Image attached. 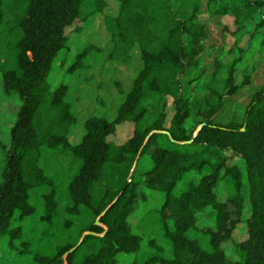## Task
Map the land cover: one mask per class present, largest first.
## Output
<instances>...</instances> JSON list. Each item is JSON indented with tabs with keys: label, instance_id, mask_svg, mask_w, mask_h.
I'll list each match as a JSON object with an SVG mask.
<instances>
[{
	"label": "trees",
	"instance_id": "obj_1",
	"mask_svg": "<svg viewBox=\"0 0 264 264\" xmlns=\"http://www.w3.org/2000/svg\"><path fill=\"white\" fill-rule=\"evenodd\" d=\"M203 1L209 16L233 17L234 45L215 60L206 93L193 98L207 38ZM116 2V15H104L107 58L127 64L135 50L139 68L114 119L89 118L72 145L76 118L67 87L51 89L47 78L69 42L65 30L102 14L106 1L0 0L2 87L22 102L0 173V264H119V255L130 254L137 256L131 264H264V85L240 122L214 121L264 56V0ZM93 50L76 54L73 69ZM168 99L174 112L167 124ZM125 123L132 135L120 145L108 140ZM143 155L145 171L138 169ZM235 156L241 167L229 162ZM221 180L233 190L223 200L216 193ZM142 187L164 196L140 219L150 227L152 254L141 253L143 237L128 222ZM208 207L213 224L201 228L197 214ZM242 223L246 236L234 241L231 259L221 245Z\"/></svg>",
	"mask_w": 264,
	"mask_h": 264
},
{
	"label": "rangeland",
	"instance_id": "obj_2",
	"mask_svg": "<svg viewBox=\"0 0 264 264\" xmlns=\"http://www.w3.org/2000/svg\"><path fill=\"white\" fill-rule=\"evenodd\" d=\"M106 7L102 14L93 19L80 23L65 30L69 37V42L58 54L54 62L53 70L49 74L47 81L51 89L57 85L63 84L67 87L65 101L70 104L71 112L76 118L69 136L70 144H77L85 133L84 123L91 117H103L109 120L114 119L117 108L121 103L123 96L128 92L130 83L139 68L138 54L135 50L131 53V62L124 64L115 60L108 59L110 52V37L105 29L104 15L114 16L117 13L116 0H105ZM200 22L207 32V38L204 42V50L199 56V70L203 72L202 77L193 84L192 97L199 98L206 93L205 86L210 80L214 71V62L221 55H225L234 45L232 33L235 31L232 16H209L205 12V1L202 2V8L199 15ZM77 29H81L76 32ZM244 43H241L242 46ZM85 46H92L99 51L90 52L83 60V66L73 69L75 55ZM264 85V56L257 60L250 83L240 89L235 95L225 97L221 110L215 115L214 121L219 124H226L230 121L240 122L244 111L250 102L253 94ZM22 102L15 93H5L2 87L0 73V173L4 166V152L11 145V128L16 120L18 110ZM174 110L171 100L168 99L166 108L167 124ZM133 131L132 123H125L118 127L116 133L108 140L120 145L123 144ZM64 167L69 166V160L61 158ZM231 164L243 165L242 159L235 156L229 161ZM150 167L149 156L143 155L139 161L138 169L145 171ZM76 172L72 168L70 173ZM192 172H187L185 177L191 176ZM141 196L134 206L128 222L133 232L143 237L141 253L152 254L155 249L147 247L150 227H144L145 221L140 219L146 213H152L158 210L163 202V193L142 187ZM217 197L220 200L233 194L231 187L221 180L216 187ZM249 211L248 202L244 203L243 218L247 217ZM210 207L197 214V224L199 227H210L213 224ZM200 236V235H199ZM198 236V237H199ZM246 236L244 223L235 230L233 237L221 247L225 250L227 257L235 259L233 252L234 241H240ZM166 251L167 247L159 243ZM165 255V254H164ZM137 256L119 255V264H131ZM143 259H139L142 262Z\"/></svg>",
	"mask_w": 264,
	"mask_h": 264
},
{
	"label": "water",
	"instance_id": "obj_3",
	"mask_svg": "<svg viewBox=\"0 0 264 264\" xmlns=\"http://www.w3.org/2000/svg\"><path fill=\"white\" fill-rule=\"evenodd\" d=\"M154 133H159L158 131H152L151 133H150V135L151 134H154ZM161 133H164V134H166L168 137H169V139L173 142V139L170 137V135H169V133L168 132H166V131H164V132H161ZM191 141H186V142H177L178 144H180V145H183V144H189ZM116 200H117V198L107 207V209L108 208H110L111 207V205L112 204H114L115 202H116ZM106 209V210H107ZM104 213V212H103ZM95 224L96 225H98L99 223H98V221L96 220L95 221ZM88 234H90V235H92V233H88ZM82 239H83V237H81V239L79 240V242L77 243V245L74 247V248H72V249H70L68 252H72L79 244H80V242L82 241ZM66 254L67 253H65L64 255H63V257H65L66 256Z\"/></svg>",
	"mask_w": 264,
	"mask_h": 264
},
{
	"label": "crops",
	"instance_id": "obj_4",
	"mask_svg": "<svg viewBox=\"0 0 264 264\" xmlns=\"http://www.w3.org/2000/svg\"><path fill=\"white\" fill-rule=\"evenodd\" d=\"M133 79V78H132ZM132 81V80H131Z\"/></svg>",
	"mask_w": 264,
	"mask_h": 264
}]
</instances>
